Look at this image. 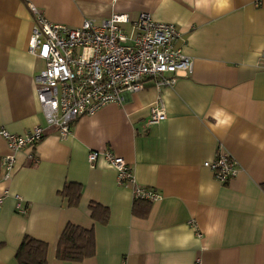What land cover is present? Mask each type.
<instances>
[{"label": "crops", "instance_id": "obj_1", "mask_svg": "<svg viewBox=\"0 0 264 264\" xmlns=\"http://www.w3.org/2000/svg\"><path fill=\"white\" fill-rule=\"evenodd\" d=\"M32 8L72 28L116 13L173 24L192 73L160 89L148 80L122 104L79 117L60 138L36 99L44 64L27 50ZM263 50L264 0H0V130L45 129L34 148L14 155L8 178L0 136V264H18L25 236L48 245L47 264H264ZM159 97L166 119L148 126ZM106 149L131 167L133 183L120 186L105 161L88 162L91 151ZM220 152L237 169L225 185L204 166ZM69 183L81 187L73 208L60 196ZM136 186L160 195L145 218L133 215ZM89 203L109 210L106 225L91 219ZM67 224L94 231L93 258L56 259Z\"/></svg>", "mask_w": 264, "mask_h": 264}, {"label": "built area", "instance_id": "obj_2", "mask_svg": "<svg viewBox=\"0 0 264 264\" xmlns=\"http://www.w3.org/2000/svg\"><path fill=\"white\" fill-rule=\"evenodd\" d=\"M31 11L34 25L27 50L44 64L34 77L36 99L47 128H54L60 138L71 134L79 117L93 115L110 104H122L124 95L143 91L148 80L160 89L192 73V60L177 46L180 31L173 24L154 22L148 14L130 20L126 14L116 13L102 21L84 20L72 28L47 21L34 8ZM165 119L159 97L150 107L147 125ZM0 136L10 152L1 159L8 178L16 162L14 155L34 148L44 138L45 129L35 127L22 136L0 130ZM99 159L115 170L118 185L134 182L131 167L109 149L88 154L91 164ZM204 166L222 185L237 175L235 161L222 152ZM133 197L149 203L160 199L156 191L140 186L134 188ZM16 209L26 213L20 205Z\"/></svg>", "mask_w": 264, "mask_h": 264}, {"label": "trees", "instance_id": "obj_3", "mask_svg": "<svg viewBox=\"0 0 264 264\" xmlns=\"http://www.w3.org/2000/svg\"><path fill=\"white\" fill-rule=\"evenodd\" d=\"M60 196L67 201L70 208L76 207L81 198L78 184H66ZM91 219L102 226L109 220V210L96 203H89ZM150 211V203L134 200L133 215L145 218ZM2 245H0V248ZM48 245L25 236L15 254L18 264H47ZM95 256V236L93 230L67 224L56 245V259L62 262L81 263Z\"/></svg>", "mask_w": 264, "mask_h": 264}]
</instances>
